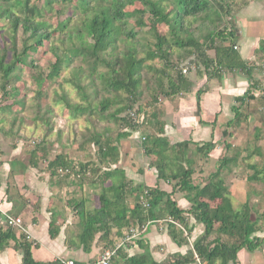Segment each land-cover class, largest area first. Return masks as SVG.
<instances>
[{
  "label": "crops",
  "instance_id": "1",
  "mask_svg": "<svg viewBox=\"0 0 264 264\" xmlns=\"http://www.w3.org/2000/svg\"><path fill=\"white\" fill-rule=\"evenodd\" d=\"M225 2L226 10L219 12L222 18L221 26L229 31L225 30L220 35L213 36L211 45L208 41L204 43V54L210 58L208 67L202 65L199 60L201 57L199 58L200 55L196 51L188 52L190 54L186 58H175L177 65L172 73L176 76V71L180 69L182 72V67H185L186 71L182 72V76L186 78V82L179 84V90L158 98L163 104L161 111L137 112L141 122L134 128L120 124L122 121L119 119H111L106 121L105 125L110 128L100 130L104 137H110L115 144L118 131L128 132V135L117 143L118 161L108 165L120 170L121 176L130 181L128 187H158L171 195L185 216L182 224L169 216L166 217L161 203L156 210L158 218L148 220L151 222L146 230L139 238L124 245L111 264H124L126 258L139 255L144 250H148L152 259L157 262L168 261L176 255L185 256L192 249L193 241L204 230V225L192 214V203L186 192L174 186V180L157 179V169L154 166L156 154L146 153L142 143L145 136L152 134L165 138L169 145L177 146L183 141L188 142L184 154L187 162L183 164L190 169L193 185L203 186L210 175L219 169L223 189L220 197L209 201L210 205L218 204L221 197L229 198L236 209L247 205L257 228L254 235L264 237V76L258 66L264 45V0ZM161 129L163 131L160 133ZM81 141L71 146L63 141L59 152L53 156L47 155V142H42V157L49 170H42L37 159L32 160L36 165L31 164L32 161L27 165L21 158H8L0 163V228L12 229L15 237L19 239L21 233L6 226L3 215L8 213L20 216L31 235L27 240L32 243L31 255L34 261L56 264L59 257H70L79 262L94 260L104 249L114 247L128 228L125 227L119 232L112 228L105 238H101L99 233L96 234L91 249L85 252L74 243L79 230V209L70 206L68 202L59 212L54 210L56 219L47 221L41 216V219L33 224L25 222L23 214L31 212L30 209L33 210L34 207L51 204L54 198L53 188L63 187L58 184L60 179H57L56 171L48 163L57 155H62L69 161L71 151L82 153L84 145H81ZM91 146L94 147L92 144ZM34 151V155L40 152ZM168 154H173V157L178 155V158L183 156L179 147L169 150ZM94 158L98 163L96 154ZM164 162L168 172L175 171L177 163L173 159L166 158ZM54 177H57L56 180ZM103 179L104 186L114 183L111 178ZM41 188H46V191L41 192ZM133 194H136L135 190ZM131 196L127 197L130 207L133 206L129 202ZM87 200L82 197L78 202H84L88 210L99 207V204L92 207L86 205ZM44 201L46 203H43ZM35 214L38 215L37 212ZM50 222L53 224L52 231L56 232L55 236L50 234ZM171 222L176 228L183 229L185 242L177 244L171 238L168 233V223ZM217 225L218 223H215L214 227ZM15 245V241L9 239L6 246L0 250V264H22V253ZM215 264H219V261ZM225 264H264V242L253 250L239 249L235 260Z\"/></svg>",
  "mask_w": 264,
  "mask_h": 264
},
{
  "label": "trees",
  "instance_id": "2",
  "mask_svg": "<svg viewBox=\"0 0 264 264\" xmlns=\"http://www.w3.org/2000/svg\"><path fill=\"white\" fill-rule=\"evenodd\" d=\"M31 0H0V18L4 17L8 21V33H11V40L5 42L0 48V77L2 95L10 94L7 91V85L11 80L18 78L14 70L18 64H24L29 57V53L35 52L39 46L49 43L50 53L54 57L50 65V71L45 74L37 72L34 75L35 82L41 87L43 82L52 81L55 77L68 68L73 67V71L69 72V77H65V83H69L74 89L78 90V101H73L66 92L58 93L54 91V105L63 104L65 110H74L73 115L79 116L86 110L98 111L101 117L107 118L106 121L113 119L123 120L130 127H136L128 117V112L134 107L136 95L138 94V86L140 83V72L142 68L155 70L161 73L154 74L156 82H159L160 90L163 95L168 96L172 91L180 89L179 84L186 82L181 70L176 71V76L172 70L177 65V60L170 62V52L165 49L168 39L165 34L157 30L159 24H166L173 43L179 48H189L188 52L196 51L199 53V60L204 67H208L210 58L204 54V43L193 34L181 37L179 33L186 30L184 26V17H194L196 19L199 14L205 13L201 21H205L209 9L214 7L209 0H43L39 5H30ZM170 2L171 8L167 9L164 2ZM137 2L142 7L141 13H147V18L141 16L136 20L138 28L148 26L154 37V48H148L144 57H137V50L132 46L121 54L106 59L102 54L114 49L119 39H125L126 42L134 40L138 31H134L133 26H129L128 18L131 13L126 7ZM66 7H70L71 14L63 19L57 18L56 24L50 22L46 15L52 11L55 15L64 14ZM221 8V7H220ZM82 14L78 19V24L74 23L73 15L75 13ZM220 14L221 12L218 11ZM71 25V27H70ZM216 33L209 31L207 33V41L210 45L213 42V36L220 35L222 31L227 30L221 26ZM229 31V29L227 30ZM57 33V34H55ZM54 40L59 41L57 44ZM11 58L6 60L9 55ZM113 55V54H111ZM156 58L164 61L165 69L158 70L151 65L144 64L145 61H152ZM78 62V64H76ZM98 63L103 64L107 70H98ZM84 64H89L91 71L89 73L91 84L95 87L93 99H89V93H86V84L82 85ZM31 66V65H30ZM171 67V70L169 69ZM34 68V66H33ZM92 75V76H91ZM163 77L167 79L164 86ZM100 79L101 85H95V80ZM98 87V88H97ZM169 92H167V90ZM123 90L128 92L125 103L115 107V96L110 98L111 94H119ZM98 91H101L100 93ZM42 93V92H40ZM156 101V98H152ZM83 101H87L84 103ZM96 101L95 104L93 102ZM60 107V106H59ZM96 109V110H94ZM124 111V112H123ZM137 112L139 108L137 107ZM43 119L41 121L49 126L50 119L45 114H51V109L46 108ZM123 114V115H121ZM110 126H103L102 129H108ZM101 129V130H102ZM163 131L161 129L160 133ZM104 133L100 130H91L89 135H85L81 141V145H93L96 148L98 163L105 164V170L102 177L111 178L114 183L109 186H102L99 194V207L94 209H86L84 202L75 203L79 213V230L76 234V244L88 252L91 249L92 241L96 234L99 233L101 238L109 235L112 228L117 232L125 227H130L132 223L140 225L148 220L158 218L156 210L162 203L166 217L179 223H184L185 216L183 210L179 209L176 201L171 198L169 193L159 189L158 187H148L144 185H136L128 187L130 181L121 176L120 170L110 168V163L118 161V141L126 137L128 132H120L116 134V144L110 137H104ZM143 147L146 153L154 152L156 159L154 166L157 169V179L174 180V186L186 192L189 201L192 203V214L195 219L204 225L203 233L197 237L192 244V249L185 256H172L168 261L157 262L152 259L148 250L143 253L128 257L124 260V264H187L196 262L194 252L198 258L204 261V264H225L228 261H234L236 253L241 248L253 250L264 242V237L255 236L257 228L255 221L251 218L250 210L247 205L243 208L236 209L227 197H221V201L211 206L209 201L220 197L223 184L219 179V169L212 173L203 186H196L191 183L190 169L185 167L187 159L185 153L187 151V141L178 143L177 146L169 145L168 141L157 135H147L143 140ZM210 144H207L209 146ZM175 147L181 148V158L178 155L168 154ZM33 153L35 151L33 150ZM32 153V154H33ZM34 155V154H33ZM173 159L177 163L174 172L166 170L164 160ZM108 162V163H106ZM36 162L32 161L31 164ZM48 165L57 172V169H74V165L67 161L62 155H57ZM86 165H81L80 170L83 174ZM64 175L69 176V173ZM147 189L149 192V207L144 210L141 206L138 196ZM135 190L136 194H133ZM128 195L134 197V204L130 207L127 204ZM188 199V198H187ZM129 212V215L127 213ZM215 223H218L214 227ZM168 233L171 238L180 244L186 241L183 235V229L176 228L175 224L168 223ZM53 224L49 223V231L51 236H55L56 232L52 231ZM186 229V228H185ZM188 232V231H187ZM9 239H13L16 243L15 247L22 253V264H44L34 261L31 255V245L23 234L20 238L15 237L14 231L10 228H0V250H2Z\"/></svg>",
  "mask_w": 264,
  "mask_h": 264
},
{
  "label": "rangeland",
  "instance_id": "3",
  "mask_svg": "<svg viewBox=\"0 0 264 264\" xmlns=\"http://www.w3.org/2000/svg\"><path fill=\"white\" fill-rule=\"evenodd\" d=\"M225 1L228 0H209L210 4L214 7L209 9L207 13V18L205 21H201L199 16L203 17L205 13L198 15L196 19L194 17H184V26L186 30H182L179 35L184 37L188 34H193L194 37L199 38L200 41L206 42L208 39L206 37L209 31L216 33L222 22V18L218 13L225 11V6L227 5ZM43 0H31L30 5H39ZM228 4H230L228 2ZM164 5L167 9H170L171 3L166 1ZM221 7V8H220ZM142 7L139 6L137 2L126 7L131 13V16L128 18V25L134 28V31H138L137 36L134 40L127 41L125 39H119L114 49L111 51L103 53L102 55L108 58H115L117 55H121L128 46H134L137 50V57H144L146 55V50L154 48V37L151 34L149 27L144 26L138 28L136 26V20L141 16L147 18V13H141ZM70 7H66L64 14L55 15L52 11H49L46 15V18L56 24L57 18L63 19L69 16L71 13ZM82 14L75 13L73 15L74 23L78 24ZM71 27V25H70ZM8 21L6 18H0V48L3 47L5 42L11 40V33L8 31ZM157 30L166 35V38L169 40L168 44L165 45V49L170 52L169 60L174 62L175 58L182 57L186 58L188 56V48H179L173 43L172 37L169 32V27L166 24H159ZM57 34V33H55ZM216 36V35H215ZM207 39V40H206ZM55 43L59 44L60 42L54 40ZM113 54V55H111ZM11 58L10 53L7 56L6 60ZM54 57L50 53L49 43H45L43 46H39L35 52L29 53V57L26 59L24 64H18L14 70L17 79L7 85V91L10 94L6 96L2 95V90L0 89V163L6 159L21 158L26 164L30 163L32 160L39 162V167L44 170H49L50 168L46 166L45 161H43V150H41L42 142H47L48 156H53L56 152H59V147L64 141L66 145L71 146L72 144H78L85 135H89V132L93 130H101L103 126L107 124L106 119L101 117L100 112L86 110L83 115L79 116L73 115L74 110H65L63 104L54 105V91L61 93L66 92L70 98L75 102L80 100L78 99L79 92L74 89L69 83H65L64 78L69 77V72L73 71V67L68 68L60 73V76L55 77L52 81L48 82L45 80L43 86H39L34 79V75L37 72H41L44 76L50 71V65ZM78 64V62H76ZM144 64L151 65L154 68L161 70L165 69L164 61L162 59L156 58L152 61H145ZM31 65V66H30ZM34 66V68H33ZM98 70H107V68L98 63ZM171 70V67H169ZM83 75H87L82 78L81 84H86V93H89L90 98L94 97L95 87L90 82L88 76L89 73H96L91 71L89 64H84ZM159 73L155 70H150L146 67L142 68L140 72V83L138 86V94L136 95V102L134 103V108H139V112H159L163 109V104L158 101V98L165 97L161 90L159 89V82H156L154 74ZM161 75V73H159ZM92 76V75H91ZM164 86L167 83L165 77L162 78ZM95 85L98 87L101 85V80L96 79ZM1 85V77H0ZM97 87V88H98ZM42 92V93H40ZM99 93L101 91H98ZM128 92L123 90L117 94H111L110 98L115 96V107L123 105L125 103L126 96ZM156 98V102L152 99ZM87 103V101H83ZM96 101L93 102L95 104ZM51 109V114H45V117L51 118L49 126H46L41 119L44 117L46 108ZM60 106V107H59ZM124 112V111H123ZM125 121L120 124H125ZM116 129V128H115ZM62 135V137H61ZM40 145V146H39ZM33 150L40 151L39 154L33 155ZM71 151V149L69 150ZM96 148L92 147L89 144H86L84 151L82 153H75L71 151V157L69 161L75 167L70 171L69 176L61 173L60 169H57V177H54V180H58V184L62 185L61 188L54 187L53 195L54 198L52 203L47 205L44 201L42 206L34 207L30 209L31 212L23 214L25 222L35 223L41 219V216L47 221L51 219H56V213L59 212L61 208H64L66 203L70 206H75V203L78 202L82 197L86 198V205L92 207L95 204H99L98 196L100 194L101 187L104 186V179L102 173L104 172L103 164L95 162V153ZM70 155V152H69ZM41 156L42 158H39ZM47 159V158H46ZM28 165V164H27ZM86 165L85 171L81 172L80 166ZM177 167V165H175ZM175 167V168H176ZM49 168V169H48ZM76 171V173H75ZM72 172L74 174H72ZM72 174V175H71ZM54 183V182H52ZM58 185V187H60ZM46 191V188H41V192ZM78 194V195H76ZM80 194V195H79ZM128 200V198H127ZM48 202V201H47ZM130 204H134V198L131 196L129 198ZM41 204V203H40ZM69 206V207H70ZM55 210V212H54ZM53 211V213H49ZM38 213V215L35 214ZM44 212V213H42ZM27 219V220H26ZM23 220V219H22ZM24 224V223H23Z\"/></svg>",
  "mask_w": 264,
  "mask_h": 264
},
{
  "label": "built area",
  "instance_id": "4",
  "mask_svg": "<svg viewBox=\"0 0 264 264\" xmlns=\"http://www.w3.org/2000/svg\"><path fill=\"white\" fill-rule=\"evenodd\" d=\"M258 66H260L261 71L264 76V45L262 47V54L261 59L258 63ZM186 68L182 67V72H185ZM263 96H264V89H263ZM128 117L134 124H140L141 117L137 113L135 108H132L128 112ZM143 139V137H142ZM74 168L77 169V167L74 166ZM61 173H70L69 169H60ZM139 202L143 208H148L149 206V192L147 189H143V191L139 195ZM4 224L8 227L15 228L18 230L21 234L25 236L26 239H29L31 237L30 233L28 232L27 228L24 227L23 220L20 216H13L8 213H4L3 215ZM151 221H147L144 224L136 225V226H130L128 227L122 237L120 238V241L116 243V245L112 248L104 249L99 257H97L94 260L87 261V262H79L73 258L70 257H59L56 259V264H111L114 257H117L118 251L127 243L132 242L133 240L140 237V235L146 230L147 225ZM195 260L197 264H203L198 256L194 254Z\"/></svg>",
  "mask_w": 264,
  "mask_h": 264
}]
</instances>
